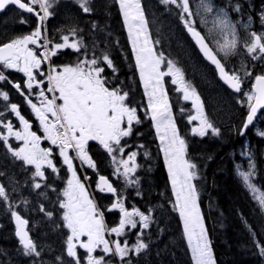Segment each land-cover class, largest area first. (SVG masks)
Returning <instances> with one entry per match:
<instances>
[{
	"label": "snow or ice",
	"instance_id": "snow-or-ice-1",
	"mask_svg": "<svg viewBox=\"0 0 264 264\" xmlns=\"http://www.w3.org/2000/svg\"><path fill=\"white\" fill-rule=\"evenodd\" d=\"M75 2L83 13L90 14L93 11L90 0ZM114 2L118 5L123 24L127 28L135 58L134 67L139 73L144 95L147 97L144 115L151 120L160 141V150L174 196L173 207L183 222V234L191 249L194 264H217L201 213L197 185L194 182L199 178L197 164L188 158L186 141L177 129L173 106L165 88V77H171V83L178 85L176 90L183 94V100L191 101L196 111L195 115L188 116L189 123L199 122L198 126L191 129L193 135L205 137L211 133L212 136L218 137L221 130L204 115L200 96L195 88L185 81L181 69L155 49L141 0ZM159 2L166 9L169 6L179 9V19L200 52L215 66L220 79L235 93L240 94V102L242 106H246L247 113L237 133L244 136L250 127L254 126L258 113L264 109V72L254 75L244 65L235 70L227 69L224 60L238 54L243 48L251 60L264 62V32L252 31L241 43L237 24L229 19L224 8L214 6L212 0H200L195 12L190 7V0ZM54 3L56 0H0V11L11 5L37 18V26L29 34L0 45V66L23 73L27 78L24 86L27 93L21 83H12L3 71H0V82L12 84L30 106L42 130V135L32 131V124L21 114L18 105L12 103L10 113L18 118L19 128H14L12 121L6 118L0 119L2 126L0 144H3L7 152L23 165L34 167L30 177L34 190L51 187L47 183L48 169L53 174L60 172V168L54 162V149L42 148L40 146L42 140L54 146L62 164L70 173L67 186L59 194L63 198H58L59 208L63 210V227L67 228L69 233L66 236L65 252L66 257L70 259L65 262L64 257H57L60 264H113L112 258H117L122 264H132L128 259L130 255H139L148 248V244L143 240V230L150 227V214L135 207L129 211L118 189L108 178L101 175L97 183L98 190L115 197L106 210L119 212L118 224L109 228L104 220V211L90 198L85 183L77 174L74 161L78 160L81 165L96 169L97 165L88 151L89 142L95 141L111 158L112 164L115 165L114 174L123 177L126 186L138 185L139 177L135 174L139 168L137 156L140 153L129 150L133 145L128 143L127 138L134 134V125L141 124L143 120L138 108L127 103L129 93L111 86L104 75L106 68L111 69L114 74L117 71L109 54L103 52L99 56L96 55L93 45V51L89 55L88 46L79 35L82 30L72 27L68 34L62 35L57 42L46 37L45 21L54 15L53 11H50ZM36 6L39 8L38 11ZM232 10L240 13L241 4L235 3ZM201 12L205 15H201ZM209 14L213 15L212 27L203 34L197 27L194 16H201L202 22L207 25ZM260 21L264 25V12L260 14ZM92 27L96 28L97 25L93 23ZM212 41H215V46L212 45ZM62 50H72L79 54L76 62L54 64L52 58ZM162 66L166 70H162ZM245 78L254 79L251 89L247 92L244 91ZM34 89L38 90L39 106L30 98ZM48 94H51V97ZM0 97L3 101H9L7 91H0ZM4 108L8 109L9 105L5 104ZM183 111L182 108L181 112ZM3 117L4 112H0V118ZM256 135L264 138V131L257 130ZM10 138L21 142L20 145L13 147L9 142ZM137 147L142 149L144 145ZM144 155L147 156L148 153L145 152ZM240 155L248 157L247 170H241V166L237 165V175L242 186L251 193L259 210L264 212V190L253 182L256 164L252 152L242 151ZM87 179L89 178L85 175L84 180ZM40 181L45 183L42 184ZM38 195L46 197V193L42 191ZM137 195L140 193L137 192ZM2 202H8L11 218L15 222V236L22 246L23 254L40 257L41 251L29 235V221L14 210L6 187L0 184V203ZM22 203L27 205L29 201L23 200ZM39 211L49 217L53 215L47 212L43 205ZM248 228L254 246L258 248L259 255L264 257V244L257 238L255 230L251 226ZM126 229H138L137 239L132 244H129L127 239L121 241L106 238L113 234L116 237H124L128 234ZM85 237L86 239H82ZM78 247L84 250L85 255L81 256L78 253ZM97 249H100L101 255H94Z\"/></svg>",
	"mask_w": 264,
	"mask_h": 264
},
{
	"label": "trees",
	"instance_id": "trees-1",
	"mask_svg": "<svg viewBox=\"0 0 264 264\" xmlns=\"http://www.w3.org/2000/svg\"><path fill=\"white\" fill-rule=\"evenodd\" d=\"M148 1L155 3L157 0H145L146 3ZM65 5L68 6V9H62ZM90 7L93 11L90 14H85L73 0H56L53 8L50 9L54 15L48 19V25L52 23L50 28H53V31L50 34L53 33L56 36L61 33L57 31L58 29L67 28L69 30L76 27L82 30L79 35L83 37L84 44L88 46L89 55L95 45L94 50L98 55L107 52L112 60L120 59L123 64L115 66L117 70L115 74L111 69L106 68L104 75L110 81L111 86L119 87L129 93L127 103L129 106L138 108L139 115L143 120L141 124L134 125V134L128 138L130 144L133 145L129 150L137 148L140 153L137 156L139 168L136 173V176L139 177V184L126 186L116 182L114 185L124 198L125 206L129 211L135 207L151 216L150 227L143 230V240L148 244V248L139 255H130L128 259L132 261V264H194L185 242L179 215L173 207L174 199L156 133L150 119L142 112L145 109V103L118 5L114 0H90ZM6 16L8 19L4 20ZM22 17L26 18V24L21 25L19 22ZM151 22L149 20V23ZM174 22H178L177 14L174 16ZM93 23L97 25L96 28L92 27ZM162 25L161 21L156 20L153 23V28H159ZM36 26V17L32 14H23L15 7L10 6L0 15V45L24 34H29ZM171 26L173 27V25ZM160 31H164V27ZM175 31L178 37L185 38L187 36L182 22L177 25ZM156 32L152 33L154 37L158 36ZM170 35L173 34L170 33L168 39H170ZM173 39L177 43L174 37ZM194 52L196 53V49ZM78 55L72 50H63L52 58V62L56 65L73 64ZM231 60H236V58L232 56ZM196 62L199 63V58L196 59ZM226 68L229 69L227 66ZM0 69L2 68L0 67ZM207 70L213 74V82L216 87L222 90L223 98L218 96L219 93L214 92V84L211 80L208 82L197 81L195 90L199 95L204 93L203 107L208 116L212 118V123L221 130V135L216 137L209 133L205 137H200L185 131L182 136L186 140L188 158L197 164L199 178L194 182L197 185L200 209L208 237L217 264H264V257L259 255L258 248L254 246L248 228L251 226L255 230L257 238L264 244V212L259 210L250 193L242 186L236 171L237 165H246V160L240 155L246 145L247 149L252 152L256 164L257 177L254 182L264 190V138L256 135V129L264 131V111L244 136L238 135L237 129L244 120L247 108L238 106L240 94L228 90L218 82L211 67H208ZM4 72L6 75L9 74L7 75L8 80L19 82L24 88L27 79L25 76H18V74L9 71ZM261 72H264V68L255 66L253 74ZM38 79L42 78L38 77ZM248 82L250 85L246 86L245 92L250 90L252 84L251 79ZM24 90L27 93V89L24 88ZM0 91H7L10 99L19 97L16 94L18 91H14L6 81L0 82ZM34 92L38 93V90L34 89L32 93ZM13 94L18 97L16 95L13 97ZM30 98L36 100V98ZM216 100H219L217 104ZM181 128L183 127L181 126ZM139 145H144V147L139 149L137 147ZM47 146H51V144L47 143ZM53 149L54 157L61 160L57 155V150L54 147ZM145 152L148 153L147 156L144 155ZM70 154L74 155V153ZM0 155L9 156L3 149ZM95 155L100 159L104 156L103 153H95ZM105 163L109 167L108 158ZM104 165L102 162L98 164L100 175H108L106 167L102 168ZM89 173L91 172L87 171L85 174ZM22 174L26 175L23 172ZM56 177L63 183L64 177L59 175ZM87 183L94 192L98 207L104 211L106 225L109 228L115 227L119 220L118 210L112 212L106 210L115 197L101 193L97 189L96 179L92 176ZM51 187L57 189L56 186ZM59 192L56 191L57 195L53 201H46L47 211L49 210L48 204L51 202L54 211H57V216L61 211L57 203ZM137 192L140 195H137ZM11 224H9V228L12 230ZM126 232L128 234L124 237H116L115 234L108 237L111 238L110 240L123 241L127 239L129 244L134 243L137 239L138 229H126ZM3 237L6 239L3 240ZM19 248L21 250V246L13 234L10 233L6 236L0 229V264H25V261H28L27 264H35L28 257H24L20 261L18 256L22 252ZM113 259L114 263L122 264L117 258Z\"/></svg>",
	"mask_w": 264,
	"mask_h": 264
},
{
	"label": "rangeland",
	"instance_id": "rangeland-1",
	"mask_svg": "<svg viewBox=\"0 0 264 264\" xmlns=\"http://www.w3.org/2000/svg\"><path fill=\"white\" fill-rule=\"evenodd\" d=\"M73 1H75V0H73ZM199 2H200V0H190V7L193 10V12H195L197 10V6L199 5ZM212 2L214 4V6H216L217 8L222 7L225 10L227 7L230 8V5H232L234 2H236V3L239 2L242 6V11L239 13V15L246 14L247 12L253 11L255 9H263L264 10V0H212ZM252 2H255L256 5L253 6ZM141 5H142V8L144 10L145 18L148 21V30L151 33H155L156 31H158V32H156L158 35V38L159 39L163 38V44L162 45H165L167 47V49L170 51V54L173 56V58L171 60L175 64H176L175 61L177 60L176 54L180 53V50L185 49V50H191L193 52L196 49L197 54H195L193 52L195 55L193 58H191L189 60L190 61V64H188L189 65V70H188L189 72L187 71L186 77L184 75L185 81L189 85H191L192 87L195 88V83L198 81V79L201 80V78H202L201 81H205L207 78V80L205 82H208L211 80L212 83L214 84L213 85V88L215 90L214 92L219 93L218 96L223 98L222 90H220L218 87H216L215 83L213 82L214 81L213 74L210 72V70L206 71V69H205L207 67H210V65L206 61H204L203 58L198 54L196 44L194 43L191 35L187 32V36L184 38V37H178V35L176 34L175 28L177 27V25L181 24V21L179 19V15H178L179 9H177L175 6H169V8L166 9V7L159 2V0H157L155 3H153V2L150 3L149 1L146 3L145 0H141ZM36 7H37V11H38L39 8H38V6H36ZM64 7H66V8H64ZM64 7H62V9H68L67 5H65ZM78 7H79V5H78ZM226 11L228 13L229 19L237 24L238 34L241 37V43H243V40L247 38L248 33L252 32V31L264 32V25H262L261 21H260V14L262 12L259 13V19H258L257 23L255 25H253L252 27L248 28V25L246 26L244 23H242L243 19L238 18V17H240L239 15H237V17L232 16L235 11H233L232 9H229ZM2 14H0V15H2ZM176 14L178 17L177 23L174 22V16H176ZM147 15L149 18L147 17ZM201 15H205V14L201 12ZM28 18H30V17H28ZM7 19H8V16H6L4 20H7ZM194 19L197 21V27L200 30H202L203 34H206L208 29L212 27L213 15H211V14H209L207 16V19H208L207 25H205L202 22L201 16H194ZM149 20H151L152 22L149 23ZM156 20L161 21L163 23V25L160 26L159 28H153V23L156 22ZM21 21H26V18L22 17L21 20L19 21L21 23V25L26 24V23H22ZM50 25H48V20L45 21V29H46L45 35L47 38L52 39L53 42H57L62 35L68 34L67 28L58 29L57 31H60L61 33H58L57 36L54 35L53 33L50 34V32L53 31V28L51 29ZM171 25H173L174 28ZM163 27H164V31H160V29H162ZM125 29H126V38H127L129 45L131 47V43H130L129 38H128L127 28L125 27ZM170 33L173 35H170V39H168V36ZM172 36L176 39L177 43L174 41ZM212 45L215 46V41H212ZM30 47H35V46L30 45ZM40 50L42 51V49H40ZM131 51H132V48H131ZM132 55H133V53H132ZM220 55L223 56V53H221ZM231 57L225 58V60H224V62L226 63V66L229 67V69L235 70V69L240 68L241 65H244V66L248 67L252 72H254L255 66L257 68H261V67L264 68V62L251 60V58L247 55L246 51L243 48L240 49L238 54L234 55L236 60H231ZM198 58H199V63L196 62V59H198ZM133 62L135 64L134 55H133ZM176 66H179V65L176 64ZM4 70L5 71L11 70V73H12L13 72L12 70H14V69H5L4 68ZM4 70L0 69V71H3V72H4ZM164 70H166L165 67H164ZM14 71H16V70H14ZM16 72H18V71H16ZM214 72H215V70H214ZM4 74L6 75V72H4ZM136 74H137V78H138L140 86H141V93L143 95V99L147 105V97L144 95L143 85L140 82L139 73L137 70H136ZM7 75H8V73H7ZM15 76L17 77V75H15ZM215 76L217 78L216 72H215ZM217 80H218V78H217ZM249 80H250L249 78H245L246 86L250 85V83L248 82ZM251 80L253 81L254 79H251ZM169 81L171 82V77H169ZM198 82H200V81H198ZM218 82H220V81L218 80ZM12 83H16V82H12ZM9 84L12 86L11 83H9ZM167 87H169V91H170L171 89L175 90V88H177L178 85H173V84L170 85V84H167V82H165V88L167 89ZM13 90L17 91L15 88H13ZM13 93H16V92H13ZM177 93H178L177 90H176V93L175 92L171 93V96H172L171 97V104L173 106V112L178 114L182 119L188 120V116L189 115H195L196 111L192 106L190 108H188V105H186L187 101L183 100V95L177 94ZM207 93H211V92H207ZM16 94L19 96V98H21L22 100H25L19 93H16ZM16 94H13V97ZM203 94L202 93H201V95L198 94L200 96L202 104H203L202 99L205 100V98H203ZM48 95L50 96L51 94H48ZM35 97H37V99L39 100L38 93L35 94ZM244 100L246 102V98H244ZM218 101L219 100H216V104L218 103ZM240 101H241V98L238 99V106L242 108V104ZM5 103L9 105L8 109H10V104L8 103V101H3V98L0 97V109L3 108ZM182 108L184 109L183 112H181ZM234 110H237V109L234 108ZM203 111H204V115L206 116L208 121L212 123V118L210 116H208L206 109H204V107H203ZM0 112H1V110H0ZM142 112H144V110H142ZM49 118L51 119V117H49ZM150 123L152 124L151 120H150ZM198 123H199L198 121H193L192 123L181 122L179 125L182 126L183 129L186 130V133L193 135L191 132V129L195 126H198ZM176 125L178 126V124H176ZM152 127H153V124H152ZM153 130L155 131L154 127H153ZM256 132H257V129H256ZM193 136H198V135H193ZM156 138H157L158 144L160 145V141H159L157 135H156ZM127 140H128V138H127ZM12 142L15 143V141L12 140L11 144H12ZM48 143H50V142H48ZM128 143L130 144L129 140H128ZM15 145H16V143H15ZM51 147H52V145H51ZM132 151H138V150H137V148H135V149H132ZM242 151H249L247 149L246 145L244 146ZM252 156H253V154H252ZM162 157H163V153H162ZM242 158L246 160V165L240 164L241 170H247L248 157L242 156ZM9 159H10L9 156L0 155V173H3V175H0V184H3L6 187L8 193H9L10 202H12V204L14 206V210L18 211L23 218H25L29 221V225H28L29 234H30L31 238L33 239V241L37 244L38 249L41 251L40 257L25 256L23 254V252L21 251L22 246L20 245L21 250H20V248H19V250L22 253L19 254V256H18L19 260L21 261L24 257H28V258H31L32 262L35 264H60V262H58L56 258L57 257H64L65 262H67L70 258L66 257L65 249H66V236L69 233H68V229L63 227V220H62L63 211H62V209L59 208L61 211H59L58 216H57V211H54L53 204L51 202L48 204L49 210L47 211L46 201H53L54 197L56 196V194H55L56 191H53V190L49 191L47 188H42L40 190H34L31 187L33 181L30 179V177L32 175V172L34 171V167H33V170H29V166L25 165L26 169L28 170V173H30V175L29 174L23 175L22 174L23 170H21V169L17 170V173L13 169L4 170L5 164L9 163L11 161ZM163 160H164V158H163ZM78 162H79V171H80L79 176H80L82 182L85 183V186H86V189L89 193L90 198L94 199L95 203L97 204V202L94 198L95 197L94 192L92 191V188H90V186L88 185L89 182L86 184L88 179L86 181L84 180L85 175L87 177H89L88 176L89 174H85L87 172L86 171L87 169L85 167H82L80 161H78V160L74 161V164H76V163L78 164ZM137 163H138V161H137ZM11 164H13V163H11ZM164 166H165L167 179H168L169 185L171 187L170 180L168 178L167 167H166L165 163H164ZM236 171H237V167H236ZM102 176H105V175H102ZM256 177H257V170H256V175L253 178V182L256 179ZM48 181L49 180H47V183L49 184ZM109 181L113 184V186L116 185V182L120 183V184H125L124 178L123 177H117V175H115L114 173H113V176L110 178ZM40 182L42 184L45 183V181H40ZM51 182L52 183L56 182L57 183L56 186L60 183L59 179L56 176H54V179H52ZM20 183H21V186L23 188L22 189H20V188L15 189V186L19 185ZM26 187H28V190L25 189ZM13 189H15V191H13ZM41 191L46 193V197L38 195V193ZM171 192H172V190H171ZM250 195H251V193H250ZM58 198L62 199L63 197L60 195V196H58ZM173 199H174V196H173ZM23 200H27V201H29V203L27 205H24L22 203ZM35 202H37L39 204H36ZM57 203H58V200H57ZM28 205H31V206L29 207ZM41 205L44 206V208L46 209L47 212H51L53 215L51 217H49L44 212L39 211V208ZM58 206H59V204H58ZM12 220L13 219L11 218L10 211L8 209V202L0 203V229L2 230L4 235L7 236L10 233H12L14 238H15V235H14L15 228H14L13 224H11ZM180 222H181V226H182V230H183V222L181 221V219H180ZM9 224H11L12 230L9 228ZM64 230L66 231V233ZM56 232H57V237H56ZM56 238L59 239L58 243H57L58 239H56ZM106 238L111 239L108 236H106ZM184 238H185L186 245H187V247L190 251V254L192 256L191 249L189 248L188 243H187V239L185 236H184ZM4 239H6V238L3 237V240ZM83 239H86V238H83ZM99 250L97 249L96 253ZM96 253H94V255H101L102 254V253H99V254H96ZM112 261H114L113 258H112ZM27 262L28 261H25V264H27ZM193 263H194V261H193ZM113 264H117V263L113 262Z\"/></svg>",
	"mask_w": 264,
	"mask_h": 264
},
{
	"label": "flooded vegetation",
	"instance_id": "flooded-vegetation-1",
	"mask_svg": "<svg viewBox=\"0 0 264 264\" xmlns=\"http://www.w3.org/2000/svg\"><path fill=\"white\" fill-rule=\"evenodd\" d=\"M236 2H234L232 5H234ZM253 3V6L254 5H256L255 4V2H252ZM232 5H230V8H226V10H229V9H232ZM264 10L263 9H255V10H253V11H250V12H247L246 14H241V15H239V13H237V12H234L233 13V15L232 16H235V17H237V15H239L240 17H238L239 19H243V22L242 23H244L246 26L248 25V28L249 27H252L253 25H255L256 23H257V21H258V19H259V13H261V12H263ZM233 12V11H232ZM247 18V19H246ZM249 18H251V19H249ZM186 30V29H185ZM187 32V31H186ZM149 33H150V36H151V39H152V41H153V44H154V47H155V49L158 51V52H162L163 54H164V56L167 58V59H172L173 58V56L170 54V51L167 49V47L165 46V45H162L163 43L161 42L160 43V40H159V38H158V36H156V37H154L153 35H152V33L149 31ZM194 41V40H193ZM158 42V43H157ZM195 43V42H194ZM129 47H130V45H129ZM161 48V49H160ZM130 49H131V47H130ZM99 51V50H98ZM194 52V51H193ZM191 50H180V53H178V54H176V57H177V60L175 61L176 62V64H178L179 66V68L181 69V71L183 72V75H185V77L187 76V71L189 70V65L188 64H190V59L191 58H193L194 57V55L196 54L195 52V54L193 53ZM199 54V53H198ZM96 55H98L97 54V52H96ZM99 56V55H98ZM113 64H114V66H117V65H122L123 64V62H121L120 61V59H118V60H113ZM3 70H4V68L2 67V66H0ZM206 69V71H208L207 69H208V67L207 68H205ZM162 70H164V66H162ZM5 71V70H4ZM6 71H9V72H11V70H6ZM13 72L12 73H16V74H18V76L20 75V76H24V74L23 73H20V72H16V71H14V70H12ZM189 72V71H188ZM9 75V74H8ZM196 80V79H195ZM201 80H202V78H201ZM200 79H198V81H200V82H205L206 80H207V78H206V80L205 81H201ZM252 81V80H251ZM254 81V80H253ZM253 81H252V84H253ZM165 82H167V84H170V85H172V83L169 81V77H165ZM171 89V88H170ZM176 89L177 88H175V90H173V89H171L170 91H169V87H167V92H168V97H169V101H170V103H171V93L172 92H175L176 93ZM245 89H246V84H245V86H244V91H245ZM251 89V88H250ZM35 94H36V92H34V93H32L31 94V96L30 97H33V99H35L36 98V100H33V102L34 103H37V105L39 106V100L37 99V97H35ZM177 94H182L181 92H178ZM183 95V94H182ZM18 97V96H17ZM185 101V100H184ZM8 103L11 105L12 103H15V104H17L18 105V108H19V110L21 111V114L22 115H24L25 116V118L26 119H28L29 120V122L32 124V131H36L37 132V134L38 135H42V130H41V128H40V125H39V121L36 119V117H35V114L31 111V108H30V106L27 104V102H26V100H22V99H20L19 97L18 98H11L10 99V95H9V101H8ZM6 104V103H5ZM186 105H188V108H190L191 106H192V103H191V101H187L186 102ZM1 110V112H4V117L3 118H0V119H7V120H10V121H12V123H13V125H14V128H19V120H18V118H16L15 116H14V114H11L10 113V109H5L4 108V106H3V108L2 109H0ZM173 116H174V118H175V120H176V124H178V126H177V129L179 130V132H180V135L182 136V133L183 132H185L186 130L185 129H183V128H181V126L179 125L181 122H184V123H188V120L187 119H182L178 114H176V113H174L173 112ZM0 128H2L1 126H0ZM5 134H6V132H5ZM183 137V136H182ZM184 138V137H183ZM15 141V143H16V145H15V143H13L12 142V145H13V147H17L18 145H20V143L21 142H19V141H16L14 138H10V143H11V141ZM48 143V141H46V140H42L41 141V144H40V146L42 147V148H48V146L46 147V144ZM49 144V143H48ZM2 149L4 150V152H6L8 155H9V157H10V159L9 160H11L9 163H6L5 164V166H4V170H9V169H13V170H19V169H21V170H23L22 172L23 173H26V174H29L30 175V173H28V170L26 169V166L25 165H23V163L21 162V161H18V160H16L14 157H12L11 156V154L9 153V152H7V150H6V148L3 146V144H0V152L2 151ZM88 151H89V154L92 156V158H93V160H94V162L96 163V165H97V167H96V169H92V168H88L86 165H82V167H85L86 169H87V171H89V172H91V173H89V179L88 180H90L91 179V176L93 177V178H95L96 179V185H97V178L99 177V176H101L100 174H99V172H100V169L98 168V164H99V162H102L103 163V165L104 166H102V168H104L105 169V167H106V170L108 171V175H105L109 180H110V177H112L113 176V173H114V170H115V165H113L112 164V162H111V158L109 157V156H107V154H106V152L103 150V148H102V146H100L97 142H95V141H90L89 142V145H88ZM95 153H103L104 154V156L102 157V159H100L99 158V156H97V155H95ZM109 159V167L107 166V164L105 163V161H106V159ZM54 162L57 164V166H58V168H60V172L58 173V174H53V173H51V170L50 169H48L47 171H46V176L48 177V179L47 180H49L48 182H49V184L51 185V186H56V184H53L52 182H51V180L52 179H54V176H62V177H64V181H63V183L62 182H60L56 187H57V189L55 190V191H57L58 190V192L59 193H62L63 192V190H64V188L67 186V184H66V182H67V179H68V177L70 176V173H68L67 172V170H66V166L65 165H63L62 164V162H61V160H58L57 158H55L54 157ZM11 163H13V164H11ZM76 166H77V174H78V176H79V173H80V171H79V162H78V164L76 163L75 164ZM29 170H33V166H29ZM16 173H17V171H16ZM105 174V173H104ZM22 183V182H21ZM21 183L19 184V185H17V186H15V189H22L23 187L21 186ZM26 190H28V187H26L25 188ZM49 191L50 190H52L53 188L52 187H48L47 188ZM98 189V188H97ZM48 191V192H49ZM55 194L57 195V193L55 192ZM60 196V195H59ZM29 207L31 206V205H28ZM86 238V237H85ZM83 239V238H82ZM18 242V241H17ZM19 243V242H18ZM20 245V244H19ZM78 253L81 255V256H83V255H85V253H84V250L83 249H79V247H78ZM99 250V249H98ZM99 253H101V251L99 250L98 251ZM97 252V253H98ZM96 253V254H97Z\"/></svg>",
	"mask_w": 264,
	"mask_h": 264
},
{
	"label": "water",
	"instance_id": "water-1",
	"mask_svg": "<svg viewBox=\"0 0 264 264\" xmlns=\"http://www.w3.org/2000/svg\"><path fill=\"white\" fill-rule=\"evenodd\" d=\"M11 5H9V6H7L6 7V9L8 8V7H10ZM13 7H15V6H13ZM16 8V7H15ZM6 9H4L3 11H0V14H2ZM19 10V9H18ZM21 12H23L22 10H20ZM24 13V12H23ZM26 14H28V13H26ZM196 47H197V51H198V53H199V55L203 58V60L204 61H206L214 70H215V72H216V75H217V78H218V80L228 89V90H231V91H233L231 88H229L228 87V85H226L224 82H223V80H221L220 79V77H219V74H218V71L215 69V66L214 65H212L204 56H203V54L200 52V50H199V47L196 45ZM253 83H254V81H253ZM234 92V91H233ZM235 93V92H234ZM264 111V109H262L259 113H258V117H259V115L262 113ZM247 113V112H246ZM246 116V115H245ZM245 118V117H244ZM255 123V122H254ZM98 181H99V178H98V180H97V183H98ZM106 194H109V195H112V194H110V193H107V192H105ZM12 224H13V226H14V228H15V222H14V220H12ZM14 235H15V232H14ZM30 235V234H29ZM15 238L18 240V238L15 236ZM30 238H31V236H30Z\"/></svg>",
	"mask_w": 264,
	"mask_h": 264
},
{
	"label": "bare ground",
	"instance_id": "bare-ground-1",
	"mask_svg": "<svg viewBox=\"0 0 264 264\" xmlns=\"http://www.w3.org/2000/svg\"><path fill=\"white\" fill-rule=\"evenodd\" d=\"M17 171V170H16ZM63 211V210H62ZM58 219V218H57ZM23 263V262H22Z\"/></svg>",
	"mask_w": 264,
	"mask_h": 264
}]
</instances>
